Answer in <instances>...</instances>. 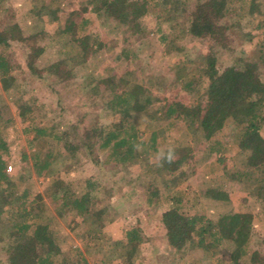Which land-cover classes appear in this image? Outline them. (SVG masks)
Segmentation results:
<instances>
[{
  "label": "rangeland",
  "instance_id": "1",
  "mask_svg": "<svg viewBox=\"0 0 264 264\" xmlns=\"http://www.w3.org/2000/svg\"><path fill=\"white\" fill-rule=\"evenodd\" d=\"M156 1L160 2L156 11L172 6ZM240 4L232 1L229 13L235 16ZM86 5L87 0H0V27L17 23L22 30L9 47L0 46L14 65L10 76L0 79V97L8 108L5 116L14 118L4 133L13 181L5 188L14 189V198L24 188L39 198L42 220L50 225L49 245L56 248L60 264H70L80 252L90 264H264V189L256 188L264 177V164H249L254 159L242 136L246 113L228 118L211 139L201 127L164 113L173 100L205 106L209 79L200 74V67L209 40L189 31L190 14L179 15L178 26L172 28L164 15L149 12L142 18L143 30L132 33ZM249 8L237 18L235 48L216 46L214 55L220 69L234 63L238 55L257 60L264 79V0H252ZM71 21L75 25L68 30ZM190 80L195 81L191 88ZM5 82L11 88L4 89ZM136 84L158 97L135 115L145 141L150 142L156 132L158 145L139 161L104 162L97 149L76 145L70 150L52 134L36 136L34 126L47 127L50 133L74 122L81 130H92L98 123L110 127L119 118L107 107L113 90ZM21 103L30 107L26 117L19 114ZM170 147L175 159L185 158L172 172L171 163L158 158ZM36 154H50L52 161L41 174L33 164ZM149 181L159 186V201L149 203L144 194ZM62 182L77 193L91 189L97 207H107L98 222L83 220L72 210L58 211L50 195ZM3 188L0 185V191ZM174 201L184 211L204 212L213 219L225 212H251L248 252L240 253L230 239L216 245L200 246L196 241L183 248L170 245L162 214ZM133 227H140L142 241L123 248L117 241L126 240ZM0 264H9L1 241Z\"/></svg>",
  "mask_w": 264,
  "mask_h": 264
},
{
  "label": "trees",
  "instance_id": "2",
  "mask_svg": "<svg viewBox=\"0 0 264 264\" xmlns=\"http://www.w3.org/2000/svg\"><path fill=\"white\" fill-rule=\"evenodd\" d=\"M232 1L234 0H193L189 4L185 3V0H162V4L170 3L172 6H164L160 11H156L155 7L160 4L156 0H87L85 8L90 6L93 11L106 15V18L125 26V29L129 28L132 33L143 30L142 18L149 12H156L158 17L164 15L172 28L178 26L179 15L190 14L189 31L205 36L210 42L200 67L201 72L199 71L209 79V99L205 106L173 100L166 104L164 113L168 117L183 118L190 125L201 127L208 139L224 126L228 118L241 112L246 113V126L242 134L243 146L249 150L250 158L254 159V162H249L250 166L257 167L264 164V79L259 62L238 55L234 63L220 69L214 55L216 46L235 48L234 30L237 18L252 10L249 8L252 0H240V11L234 16L229 13ZM186 4L191 7L188 8ZM74 23L69 22L68 30H73ZM21 34L22 30L17 23L0 27L2 49L9 47L11 41ZM166 36V33H162V38ZM75 38L81 41L79 35ZM10 59L7 53L0 51L2 81L10 76L14 68ZM194 83V80L189 81L190 88ZM3 88H11L10 83L5 82ZM156 99L157 95L140 84L131 88L115 89L107 107L117 113L119 118L110 127L98 123L92 130H81L79 123L74 122L59 133H50L44 126H34V130L36 136L52 134L62 143H67L70 150H75L76 145L87 146L103 153L104 162L115 161L128 165L139 161L142 155L145 157L158 149L156 132H152L150 142L145 141L135 116L147 110ZM29 110L27 104H20V115L26 117ZM7 111V103L0 97V185L4 187L3 191H0L2 247L9 264H60L55 259L56 248L49 245L50 225L42 220L43 208L39 198L32 196L28 188H24L14 198V189L5 188V185L13 182L8 171L7 155L10 153V146L4 133L6 126L13 123L14 118L11 115L5 116ZM33 159L35 170L39 174L48 169L52 162L50 154L45 157L36 154ZM183 159V156L175 159L170 165V171L178 169ZM260 179L257 190L264 189V177ZM144 194L149 203L160 200V189L154 182L149 181ZM50 196V199L56 202L60 213L72 210L83 220L92 219L98 222L107 211V207H97L98 199L91 189L77 193L68 182H62ZM162 220L166 227L167 240L175 248H183L189 241H196L200 246H204L208 243L216 245L224 239H230L236 242L240 253L246 254L253 233V214L249 211L225 212L213 219L204 212L184 211L174 201L173 205L163 212ZM142 238L140 227H133L126 232V240H118L117 243L123 248L137 246ZM70 264L90 262L80 252V256Z\"/></svg>",
  "mask_w": 264,
  "mask_h": 264
},
{
  "label": "clouds",
  "instance_id": "3",
  "mask_svg": "<svg viewBox=\"0 0 264 264\" xmlns=\"http://www.w3.org/2000/svg\"><path fill=\"white\" fill-rule=\"evenodd\" d=\"M160 160H166L168 163H172L175 160V150L174 148H169L167 153L161 152L158 157Z\"/></svg>",
  "mask_w": 264,
  "mask_h": 264
},
{
  "label": "built area",
  "instance_id": "4",
  "mask_svg": "<svg viewBox=\"0 0 264 264\" xmlns=\"http://www.w3.org/2000/svg\"><path fill=\"white\" fill-rule=\"evenodd\" d=\"M9 168H11V166H9Z\"/></svg>",
  "mask_w": 264,
  "mask_h": 264
}]
</instances>
